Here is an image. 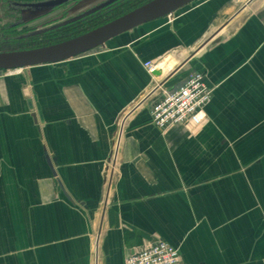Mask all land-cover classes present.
<instances>
[{"label":"crops","instance_id":"crops-1","mask_svg":"<svg viewBox=\"0 0 264 264\" xmlns=\"http://www.w3.org/2000/svg\"><path fill=\"white\" fill-rule=\"evenodd\" d=\"M190 72L206 121L157 129L151 105ZM153 239L181 264H264V0H193L0 71V264H123Z\"/></svg>","mask_w":264,"mask_h":264},{"label":"flooded vegetation","instance_id":"flooded-vegetation-1","mask_svg":"<svg viewBox=\"0 0 264 264\" xmlns=\"http://www.w3.org/2000/svg\"><path fill=\"white\" fill-rule=\"evenodd\" d=\"M150 0H0V52L56 44Z\"/></svg>","mask_w":264,"mask_h":264},{"label":"built area","instance_id":"built-area-1","mask_svg":"<svg viewBox=\"0 0 264 264\" xmlns=\"http://www.w3.org/2000/svg\"><path fill=\"white\" fill-rule=\"evenodd\" d=\"M143 67L148 73L156 69L149 61ZM210 99L211 89L206 85L205 75L190 72L177 88L161 90L160 97L151 105V122L161 131L175 125L197 130L206 121L205 106ZM123 264H181V258L177 249L153 239L128 253Z\"/></svg>","mask_w":264,"mask_h":264},{"label":"water","instance_id":"water-1","mask_svg":"<svg viewBox=\"0 0 264 264\" xmlns=\"http://www.w3.org/2000/svg\"><path fill=\"white\" fill-rule=\"evenodd\" d=\"M193 0H150L149 2L77 37L39 48L0 52V71L55 64L74 58L105 44L145 23L171 17ZM197 53V52H196ZM202 54L200 50L197 54ZM153 71L152 75H157Z\"/></svg>","mask_w":264,"mask_h":264},{"label":"trees","instance_id":"trees-1","mask_svg":"<svg viewBox=\"0 0 264 264\" xmlns=\"http://www.w3.org/2000/svg\"><path fill=\"white\" fill-rule=\"evenodd\" d=\"M184 74H179L178 76H176V77H174L171 81H170V83H174V84H181L182 83V81H183V79L187 76H185ZM169 83V82H168ZM168 83H166L165 84V86L166 85H168Z\"/></svg>","mask_w":264,"mask_h":264},{"label":"bare ground","instance_id":"bare-ground-1","mask_svg":"<svg viewBox=\"0 0 264 264\" xmlns=\"http://www.w3.org/2000/svg\"><path fill=\"white\" fill-rule=\"evenodd\" d=\"M163 63H164V60H162V61L159 63V67H162V66H163Z\"/></svg>","mask_w":264,"mask_h":264}]
</instances>
